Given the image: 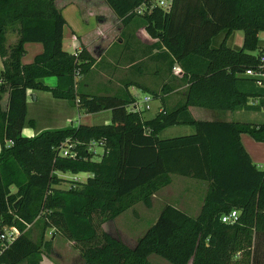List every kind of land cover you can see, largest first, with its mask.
<instances>
[{
    "label": "trees",
    "instance_id": "trees-1",
    "mask_svg": "<svg viewBox=\"0 0 264 264\" xmlns=\"http://www.w3.org/2000/svg\"><path fill=\"white\" fill-rule=\"evenodd\" d=\"M54 1L0 0V99L6 93L5 106L0 104V232L8 226L18 230L1 251L0 264H39V251L49 253L51 247L52 238L43 237L46 230L79 244L81 264H152L150 254L169 264H264V165L256 167L240 141L247 134L263 142L264 123L199 120L188 111V106L217 113L264 108L259 60L264 47L257 45L264 31V0H171L166 11L152 7L141 14L133 10L149 0H103L123 29L139 18L138 25L155 39L149 52L160 48L150 56L165 60L169 69L176 63L181 72V98L148 119L129 107L135 100L127 85L116 95L82 91L81 77L95 59L82 45L74 53L62 48L66 22ZM233 30L242 32L237 49L225 45ZM8 33L16 36L9 44ZM219 33L221 41L212 46ZM25 43L41 46L28 63L21 62ZM246 69L260 70L262 85L244 75ZM49 76L56 78L52 88L40 82ZM162 84L165 91L173 88ZM27 90L48 91L85 113L109 110V122L23 136V125H33L25 120ZM175 125L193 132L158 137ZM66 138L76 142L74 157L58 154ZM91 140L101 147L97 160L85 148ZM56 172L90 175L78 188L61 189ZM172 175L205 181L195 216L165 203L131 247L98 228L146 202ZM233 209L236 220L221 222L220 216ZM30 224L40 226L35 240Z\"/></svg>",
    "mask_w": 264,
    "mask_h": 264
},
{
    "label": "rangeland",
    "instance_id": "rangeland-1",
    "mask_svg": "<svg viewBox=\"0 0 264 264\" xmlns=\"http://www.w3.org/2000/svg\"><path fill=\"white\" fill-rule=\"evenodd\" d=\"M82 1V0H81ZM105 3L103 0H84L83 5H88V9L90 12H92L91 16L86 15H78L76 12V8L65 6L63 7L62 14L65 17L66 24L63 28V47L66 48V50L70 51L73 47V44L69 42V39L71 38V33L76 34H82L84 35V41L89 42L88 47L89 48H95L96 45H100V47L104 46V49L106 50V53L101 55L97 49H94L92 52L94 55L98 52L100 54L99 62L96 65L95 69L88 70L86 74H84L81 79L83 78V82L85 84V88L82 89V91L85 92H98L102 91L99 87V85L96 84L95 80L97 78H101V74H103L104 71H107V68H113V75L111 78L112 86L108 89L110 92H113L115 95L121 92L117 89L116 86V79H126L124 77L126 67L124 66L123 59L126 58V56L119 55L117 57V61H115L114 56L119 49L126 48L128 46V43L125 42L124 36H126L127 31H131V35L133 32V29H122L120 22H117V18L111 13V11L105 10L106 8H101ZM106 5V4H105ZM87 9V10H88ZM97 12V13H96ZM101 15V16H100ZM101 19V20H100ZM140 21L139 18H134L132 22L133 26L138 24ZM131 25V23H130ZM129 25V27H131ZM121 29V30H120ZM73 31V32H71ZM121 33L120 37L124 39L122 43L118 44L117 37L118 33ZM133 32V39L136 41L142 40L144 42L149 40V36L138 29ZM15 33H8L7 34V42L12 43V38L14 37ZM262 35L260 34L258 36V39L260 40V37ZM102 37V39H101ZM136 38V39H135ZM101 39V40H100ZM218 37L214 38V44L216 43ZM130 41V38H129ZM218 43V42H217ZM213 42L212 45L214 46ZM112 55V56H111ZM113 59V61L116 62V65H110L109 59ZM111 59V61H112ZM112 61V62H113ZM139 66L140 71H144V76L141 78V82L144 84V89L150 98L152 95H156L155 93H164L168 92L165 91L168 89V87H163V79H166L165 77L167 75H173L172 70L169 69L168 64L165 60H159L156 59L155 56H146L144 59V62H139L133 64V67ZM142 67V68H141ZM134 69V68H133ZM124 77V78H123ZM182 85L181 83H177L176 86ZM174 88V86H172ZM173 88L169 91H173ZM184 89V86L182 88H179L176 92H171L167 96H164L166 98L165 108H170L169 106L180 96V92ZM139 93H137V99L136 103L139 105V107L143 106L142 97L144 95L143 91L138 90ZM179 95V96H177ZM181 98V97H180ZM149 108L146 110H142V116L144 118H151L156 113V107L158 105L157 99H150L147 102ZM129 108V107H128ZM72 114L69 116V118L72 119L71 126H76L79 122L77 121V116L82 114L81 110L76 111V109L71 106ZM207 113V112H204ZM239 115L232 114L233 120H241L248 123H264V108H261L259 114H255V118L251 119L253 113L247 112L244 110H241L239 112ZM69 114V113H68ZM67 114V116H68ZM214 118V117H213ZM41 122H45L44 119H40ZM37 126L41 125L39 121H37ZM30 127V126H29ZM193 132V128L186 125H175L170 126L165 129H163L159 134V138H168V137H175V136H181L190 134ZM24 136V135H23ZM67 142V144L76 145V142L70 138H66L62 141V143ZM264 142V141H263ZM60 145V144H59ZM85 148L87 152L91 153V159L97 160L101 154V147L95 141H89L87 144H85ZM256 167L261 168L260 163H255ZM60 175V182L57 185V187L61 189H73L80 187V184L83 183L90 174L89 173H83L79 172L76 174H71L69 172H56ZM172 181L171 184H169L165 188H160L153 196H151L146 202H139L134 205H132L127 210L123 211L116 217L106 220L102 223H98L99 216L94 215L93 222L98 223V228L100 230L105 231L109 235L117 238L122 243L126 244L127 246H133L136 238L140 236L147 227L153 222V220L156 218L157 214L160 211V208L166 203L169 202V204L177 203L181 205L182 207L188 208V211L191 216H193L194 213H198V208L200 206L199 204H196L197 200H200L201 202L202 198L200 187L198 185H203L205 181L196 180L184 176L179 175H172L171 176ZM205 185V184H204ZM198 205V206H197ZM190 210V211H189ZM195 210V212L193 211ZM195 214V215H196ZM29 235L32 239H37V236L40 231V226L37 224H30L28 226ZM50 230H46L43 234L44 239L52 238L51 240V247L49 253H46L44 250H40L38 253L39 257V263L41 261V264H81L79 255H78V249L79 244L68 240L64 238L59 233H55L52 235L49 233ZM52 236H51V235ZM148 261L152 264H169L164 259L160 258L159 256H156L154 254H150L147 257ZM19 264H26V261L23 260Z\"/></svg>",
    "mask_w": 264,
    "mask_h": 264
},
{
    "label": "crops",
    "instance_id": "crops-1",
    "mask_svg": "<svg viewBox=\"0 0 264 264\" xmlns=\"http://www.w3.org/2000/svg\"><path fill=\"white\" fill-rule=\"evenodd\" d=\"M83 3H84V0H82V1L81 0H55L54 1L55 7L60 11L64 20H65V17L62 14V10H63V7H65V6H70V7L76 8V12L78 15H86V13H87L88 16H91L93 13L89 11V9L87 7L88 5H83V7H82ZM101 8H106L105 10H107V11L110 10L108 8V6L105 4L103 6H101ZM111 13H112V11H111ZM111 16L113 18L114 14ZM65 22H66V20H65ZM117 22H119L118 19H117ZM128 25H126L127 27L125 26L124 28H132L134 33H136L135 31H137L138 29L145 32L142 25L141 26H139L138 24H137L138 26L130 25L131 27H129ZM71 32H73V31H71ZM133 32H132V35H133ZM125 34H126V36H124V38H125V42H127V43L129 42L128 46H126V48L122 47L121 49H119L117 51L118 53H116V55L114 56V59H115V61H117V57L119 55L126 56V58L123 59L124 66L126 67V71L124 74V77L126 79H123V80L122 79H116V82H117L116 86H117V89L121 91V90H124L125 85H127L126 86L127 92L136 101L137 93H139L138 90L143 91L144 95H146L148 93L144 89L145 86H144L143 82H141V80L143 79L142 77L144 76L143 68L141 67L142 71H140L139 70L140 67L139 66L133 67V64L139 63L141 61L144 62V59L146 56L152 55L153 53H155L160 48L153 47V48H151V52H149V50H148L149 46H150V44L155 42V39L149 38L148 41L144 42L143 39L138 41V39L135 38L136 39V41H135L131 35V31H127ZM120 35H121V33L119 31L117 41H116L118 44H120V43H122V41H124V39H122L120 37ZM216 37H218V39H217L216 43L214 44L213 39ZM222 37H223V33H219L218 35H216L215 37L212 38L211 42H213L214 46H217L219 44V42L221 41ZM15 38H16V36L14 35L12 40L14 41ZM129 38H130V41H129ZM101 39H102V37H101ZM241 40H242V32L240 30H233L227 36V38L225 40V45L229 48L237 49L241 45ZM69 42L73 44V47L70 51L66 50V48L63 47V32H62L61 45L65 51L70 52V53H74L82 45L88 51V53L95 59L94 63L92 64V66L90 67L89 70L95 69L96 65L99 62L100 54L103 55L104 53H106V50H107V49H104V46L100 47V45H96L95 48H93V49L89 48L88 47L89 42L84 41V35L76 34L75 32L71 33V38L69 39ZM9 43L10 42H7V44H9ZM257 45L260 48L264 47V40H262L261 37H260V40L258 39ZM23 48H24V54L21 57L22 63L30 62L32 60V58L34 57V55L38 54L41 51V46L38 43H25L23 45ZM94 49H97V51L100 54L97 52L96 55H94L92 52ZM251 53H256V51H253ZM111 59H112V57H111ZM111 59H109V62H110L109 64L113 65V66L116 65V62L113 61V59H112V61H113L112 62ZM1 68H2V65H1V59H0V74H1ZM171 70L173 72V75L172 76L167 75L165 77L166 79H163V82H165V84H168L171 87L174 86L173 91L164 92V93L156 92L155 93L156 95L153 94L152 97L150 98V99H157L158 100L156 112H158L162 108V106L166 107L165 106L166 98L164 96H167L171 92H176L179 88H182V86L185 87V84H182L180 86H176V84L178 83V79L181 76V72H180L176 63L173 64ZM112 75H113V68H111V69L107 68V71H104L103 74H101V78H97V80H95L96 84L99 85V87L102 91L89 92V93L105 94V95L114 94L113 92H110V90H108L112 86V82H110ZM83 80L84 79L82 78L81 79V85H80V87L82 89L85 88V84L82 83ZM40 82L43 85H46V86L52 88L56 84V78L54 76L44 77V78L40 79ZM182 91L179 94L180 96L177 95V96H179L178 99H176L169 107L173 106L180 99V97L182 95ZM161 95H163V97H164V100L162 102L160 101ZM251 101L253 102V101H255V99H252ZM5 102H6V93H3L1 95V99H0V104L2 107L5 106ZM71 106H72V104H70L65 99L53 98L48 91L27 90L26 95H25V107H26L25 120L26 121L31 120L33 122V125L30 126V125L25 123L23 125V127L21 128V134L28 137V136H32V135L36 134L38 131L43 130V129H54V128H60V127L70 125L72 123V119L69 118V116L72 114ZM73 107L76 109V111H78L75 104L73 105ZM241 110L242 109L231 110V111L228 110V111H225L222 113H217V112H214L212 110H208V109H204V108H200V107H196V106H188V111L191 114V116L194 119H199V120H213L215 118H219V119L224 120V121H234L232 118L233 117L232 114L239 115L240 114L239 112H241ZM260 110L259 111L244 110V111L252 112L253 115L250 118L254 119L255 114H259ZM204 112H207V113H204ZM67 114H68V116H67ZM109 117H110V111L109 110H101V111L93 112V113H85L84 111H82V114L77 116V119H78L77 121L81 124L100 125V124L108 123ZM40 119H44L45 122H41ZM146 119H148V118H146ZM37 121H39L41 123V125L37 126V123H38ZM235 121L244 122L241 120H235ZM240 141H241L244 149L246 150V152L250 156L252 162L254 164L260 163V165L263 166L264 165V142L254 141L247 134H241L240 135ZM57 176L60 177V175L58 173H57ZM171 181H172V178H171ZM171 181L169 184H171ZM168 185H166L162 188H165ZM198 186L200 187L201 195H203L205 188H206V184L205 185L204 184L198 185ZM199 201L200 200H197L196 204H199L200 203ZM168 204H169V202H168ZM171 205L180 209V210H183L185 212L188 211V208L182 207L181 205H179L177 203L172 202ZM193 211L195 212V210H193ZM186 213L189 214V213H191V211L186 212ZM195 214L196 213H194L193 216H195ZM39 264H41V261Z\"/></svg>",
    "mask_w": 264,
    "mask_h": 264
},
{
    "label": "built area",
    "instance_id": "built-area-1",
    "mask_svg": "<svg viewBox=\"0 0 264 264\" xmlns=\"http://www.w3.org/2000/svg\"><path fill=\"white\" fill-rule=\"evenodd\" d=\"M171 0H149V5L144 6L143 4H140L138 7H136L133 11L135 13H143L146 9H150L152 7H158L164 11L168 10L170 7ZM261 33V39L264 40V31L260 32ZM259 60L261 63H264V54H261L259 57ZM244 75L246 76H251L255 78V83L257 85H262L261 82V77L262 73L260 70L253 71L251 69H246L244 71ZM75 78H78V71L75 72L74 74ZM150 100V97L148 95H144L142 97V102L143 106L139 107V105L135 102L132 104V106H129L132 108V110H146L149 108L147 102ZM96 143V142H95ZM73 145L67 144L65 141L64 143H60V145L57 147L58 154L61 156H68V157H74L75 153L74 151L71 150ZM237 217V212L233 209L230 210L226 214H222L220 216V221L224 223H232L236 220ZM50 233V231H49ZM18 230L14 226H8V227H3L1 232H0V253L1 251L17 236Z\"/></svg>",
    "mask_w": 264,
    "mask_h": 264
}]
</instances>
